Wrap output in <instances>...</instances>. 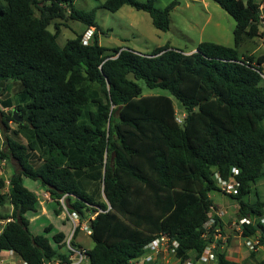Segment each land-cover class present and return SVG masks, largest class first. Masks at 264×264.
<instances>
[{"label": "trees", "instance_id": "obj_1", "mask_svg": "<svg viewBox=\"0 0 264 264\" xmlns=\"http://www.w3.org/2000/svg\"><path fill=\"white\" fill-rule=\"evenodd\" d=\"M75 1L0 0V105L10 110L0 112L2 124L10 120L30 134L23 144L13 131L0 152L14 166L7 190L0 177V208L12 209L0 214L6 221L0 253L11 251L26 264L67 260L64 234L48 238L51 225L43 234L30 232L27 214L40 205L25 178L44 189L55 215L64 198L69 214L81 222L88 217V264H130L161 235L178 243L173 256L181 264H199L211 240L202 235L219 179L233 176L239 184L228 196L237 220L264 216L257 193L246 200L264 177V53H238L245 42L264 38V0H212L235 22L233 47L201 42L183 53L165 45L144 55L101 46L96 33L88 44L78 35L61 47L48 26L69 11L70 19L99 31L97 9L129 6L165 32L176 0L163 9L157 0H103L89 12ZM140 80L169 96H143ZM173 99L183 109L184 130ZM78 231L70 243L81 247L74 242ZM241 236L257 237L264 249V224H244ZM219 248L217 241L214 264H238Z\"/></svg>", "mask_w": 264, "mask_h": 264}, {"label": "rangeland", "instance_id": "obj_2", "mask_svg": "<svg viewBox=\"0 0 264 264\" xmlns=\"http://www.w3.org/2000/svg\"><path fill=\"white\" fill-rule=\"evenodd\" d=\"M103 0H76L74 7L83 12H89ZM173 0H157L154 6L160 9L166 8ZM177 5L169 13V28L162 32L155 29L152 25L148 14L135 11L129 6H124L115 13H111L105 9L99 8L94 12V22L98 26L99 31H94L97 34L99 44L106 48L120 47L122 49H131L142 55L151 54L156 48L168 45L173 48L181 50L183 53H192L196 46L201 42H212L226 47H233V29L235 27L234 20L225 13L212 0H176ZM244 3L247 0H242ZM259 2L260 0H253ZM264 26V25H263ZM51 33H57V43L63 46L66 40L74 38L75 36H83L86 32V26L78 21L70 19L69 11L65 12L62 19H54L48 26ZM264 31V27H262ZM92 38V37H91ZM90 38V40H91ZM239 55L252 54L258 56L264 53V38H256L244 43L238 49ZM264 75V68L262 69ZM139 84L142 95H166L167 91L161 89H148L140 80ZM176 110V118L182 120L184 118L183 109L180 104L173 99ZM10 110L2 109L0 105V112L8 114ZM18 115V113H17ZM16 122V121H15ZM264 125V121H263ZM13 131H17V140L25 144L30 136L27 129H19L18 126L8 120L7 127L2 124V116L0 114V152L6 153V147L3 142L6 137L15 138L12 135ZM2 164V165H1ZM13 164L8 159H2L0 156V171L4 177L11 176L14 172ZM264 168V166H263ZM3 177V176H2ZM24 187L30 190L39 198L43 206H45L46 197L48 194L42 189L38 183L29 179H22ZM5 186V190H7ZM258 194L261 201L264 202V177L258 179L256 184L252 187L251 193L246 197L248 201L255 200V194ZM215 197L220 199V195L214 193ZM49 198V197H48ZM67 204L62 202V212H67ZM49 215L41 214L40 211L35 213H28L27 219L29 222V230L32 234H43L46 226H54L60 224L59 218L52 212L56 206L51 203L48 206ZM10 208L8 206L0 208L1 215H8ZM67 214H64L66 217ZM79 220V219H78ZM88 217L83 222H87ZM4 222V221H3ZM5 223V222H4ZM70 227V222L68 223ZM77 224V223H76ZM1 227V226H0ZM52 227L48 238L54 233L55 228ZM77 227V226H76ZM72 229L67 236H70ZM74 242L85 248L90 249L93 242L89 236L83 231H78L74 237ZM64 251V248L61 249Z\"/></svg>", "mask_w": 264, "mask_h": 264}, {"label": "built area", "instance_id": "obj_3", "mask_svg": "<svg viewBox=\"0 0 264 264\" xmlns=\"http://www.w3.org/2000/svg\"><path fill=\"white\" fill-rule=\"evenodd\" d=\"M94 32V28L90 27L86 30L84 35L81 38L82 44H88L90 41V38L92 37ZM4 109V108H2ZM177 121L180 123L181 120L177 119ZM233 173L235 174L236 171L234 170ZM218 178V176H217ZM238 182L237 180L231 176L227 180H218V187L220 189V193L225 195V196H233L237 194L238 190ZM64 198H61L59 201L62 204ZM211 217L209 218L208 222L205 224V232L203 233L202 237L206 240L211 239L208 241L207 246L204 248V251L202 255L199 258L198 263L199 264H211L215 260L214 256V249L216 248V242H220V248H223L227 243V236L225 234H222L221 232V227L218 226V224L215 222L213 216L219 218V216L222 215V213H216L214 210V207H211ZM70 219L74 222V226L72 229V233L66 239V251H67V260L66 261H61L59 259H55L53 261H47L43 262L42 264H88L89 263V258L87 255V249L83 247H77L73 246L70 243V239L72 237V234L74 232V229L76 226L78 227L79 231H83L87 236H90L91 234V229L89 227V221L87 222H81L78 220V215L76 213H71L69 214ZM10 221V220H9ZM258 222L264 224V218H242L237 220L236 224L240 230L242 226L249 225L251 223ZM77 223V224H76ZM213 226V227H212ZM244 246L249 250V251H256L259 245V241L257 237H248V238H243ZM178 246V243L174 240H170L167 236L161 235L157 238H155L152 242H150L148 245L144 247V253L145 254H157L160 251L174 254L175 250ZM10 253H13L10 251ZM143 255L139 257L138 259H135L134 261L130 262V264H145L146 262L149 261V255ZM22 264H26L22 261ZM186 264H191V263H186Z\"/></svg>", "mask_w": 264, "mask_h": 264}, {"label": "crops", "instance_id": "obj_4", "mask_svg": "<svg viewBox=\"0 0 264 264\" xmlns=\"http://www.w3.org/2000/svg\"><path fill=\"white\" fill-rule=\"evenodd\" d=\"M261 1L262 0H260L258 3H261ZM262 27H260L261 31H263ZM12 167L14 169V166ZM4 174L0 171V177L3 176L5 180V184L7 186L8 178L10 176L4 177ZM214 193L220 195V199L216 198L214 196L215 195ZM209 196L213 202V207L215 212L222 213V215L219 216L220 222L222 224V231L229 238L228 243L223 248H221L220 251L225 252L229 260H232L238 264H257L258 262L262 261L264 259V249L261 246L257 248L253 256H251L250 251L244 246L243 237L241 236L240 230L236 224L237 222L236 214L238 211L236 202L231 198L221 194L220 192H213ZM51 203L53 202L48 198V196L46 197L45 206H43L42 202L40 201L39 202L40 213L48 216L49 211L47 207L48 206L50 207ZM6 206L10 208V211L8 212V215H10L12 209L9 205ZM52 212H54V209H52ZM64 214H67L66 217L64 216ZM56 216L59 218L60 224L55 225L56 227L54 226L52 227L55 228V231H57V233L64 234L65 239H67V236L71 231V228H73L74 226V222L70 219L68 212L61 211L60 214ZM9 220L10 219H8L7 222ZM4 222L0 221V226H1L0 232L5 224ZM69 222H70V227L68 226ZM144 255H149L148 256L149 261L146 262L145 264H181L178 259L174 258L173 254L162 251H160L157 254L144 253ZM0 264H22V261L14 253H10V251H7L0 253ZM211 264H214V261L211 262Z\"/></svg>", "mask_w": 264, "mask_h": 264}, {"label": "water", "instance_id": "obj_5", "mask_svg": "<svg viewBox=\"0 0 264 264\" xmlns=\"http://www.w3.org/2000/svg\"><path fill=\"white\" fill-rule=\"evenodd\" d=\"M12 116H13V120H14V121H16V122H22V119L18 117L16 111H13ZM180 127H181L182 130L185 129V128H184V123H183V122H180Z\"/></svg>", "mask_w": 264, "mask_h": 264}]
</instances>
